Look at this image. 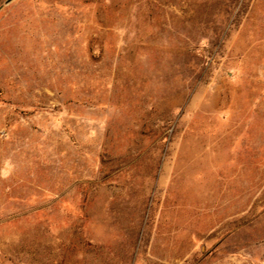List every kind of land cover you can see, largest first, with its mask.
Segmentation results:
<instances>
[{
  "label": "rangeland",
  "instance_id": "obj_1",
  "mask_svg": "<svg viewBox=\"0 0 264 264\" xmlns=\"http://www.w3.org/2000/svg\"><path fill=\"white\" fill-rule=\"evenodd\" d=\"M0 0V264H264V0Z\"/></svg>",
  "mask_w": 264,
  "mask_h": 264
},
{
  "label": "water",
  "instance_id": "obj_2",
  "mask_svg": "<svg viewBox=\"0 0 264 264\" xmlns=\"http://www.w3.org/2000/svg\"><path fill=\"white\" fill-rule=\"evenodd\" d=\"M11 1H12V0H7V1H6V4L10 3Z\"/></svg>",
  "mask_w": 264,
  "mask_h": 264
}]
</instances>
